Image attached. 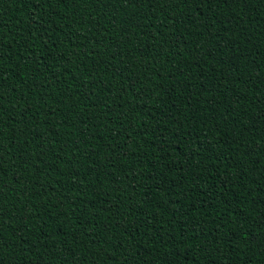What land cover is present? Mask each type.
<instances>
[{
  "label": "trees",
  "instance_id": "obj_1",
  "mask_svg": "<svg viewBox=\"0 0 264 264\" xmlns=\"http://www.w3.org/2000/svg\"><path fill=\"white\" fill-rule=\"evenodd\" d=\"M0 264H264V0H0Z\"/></svg>",
  "mask_w": 264,
  "mask_h": 264
}]
</instances>
